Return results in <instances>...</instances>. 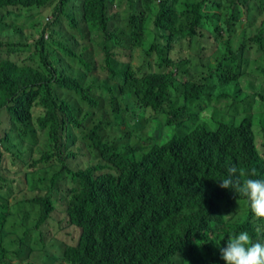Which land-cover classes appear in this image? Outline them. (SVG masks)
I'll return each mask as SVG.
<instances>
[{"label": "trees", "instance_id": "1", "mask_svg": "<svg viewBox=\"0 0 264 264\" xmlns=\"http://www.w3.org/2000/svg\"><path fill=\"white\" fill-rule=\"evenodd\" d=\"M113 3L0 0V26L10 14L51 7L46 29L57 42L51 48L41 28L35 60L0 55V264H11L2 237L12 236L6 192L14 182L5 152L14 166L24 164L18 170L28 192L36 190L22 194L39 208L25 232L30 244L20 239L24 253L40 249L51 264H225L219 249L233 234L246 230L264 243V220L217 182L233 166L264 180V144H256L264 138V0H116L122 24ZM55 31L67 34L56 39ZM204 33L216 41L214 62L197 75L192 60L200 55L184 68L171 51ZM118 97L144 109L146 122L132 135L120 130ZM147 123L153 142L138 133ZM33 147L40 157L31 158ZM56 210L63 213L57 233L67 235L43 248L40 227Z\"/></svg>", "mask_w": 264, "mask_h": 264}, {"label": "rangeland", "instance_id": "2", "mask_svg": "<svg viewBox=\"0 0 264 264\" xmlns=\"http://www.w3.org/2000/svg\"><path fill=\"white\" fill-rule=\"evenodd\" d=\"M116 0H114V3L112 4L111 11H116L118 10L120 13V19L119 23L122 24L123 20L122 19V10H119L118 7H116L115 4ZM51 7L45 12L40 11V12H32L28 13V16L26 15L25 12L19 14V15H14L10 14L4 18V26H0V42L3 44L2 48L0 49V55L6 56L8 58H15L16 60H35L34 57V48L36 47L35 42L36 39L39 36V30L41 28H44V39L45 40H51L52 43H50V47L54 48L53 43H57L56 41H52V37H50L48 29H46L47 23L50 21L51 18ZM37 22H40L41 24L38 25ZM32 23V24H31ZM31 24V25H30ZM13 26L19 27L21 30L18 32H15L13 30ZM206 32V31H205ZM67 34L62 31L54 32L53 38H61L62 35ZM49 35V36H48ZM228 36L227 33H223L221 35L222 39H225ZM219 39V37H218ZM81 42V39H79ZM187 42L184 41L181 44H176L174 45L173 50L171 51V57L174 58L175 60H182V65L185 68L186 66L190 68V63L186 64L185 60L187 59H194L198 58V55L202 58V60H192L197 62L198 69L194 70V74L200 75L202 73L203 75L205 74L204 72L206 71V65L210 62H214L212 58V51L216 47V41L213 39V37L207 33H204V35L198 36V39L194 42ZM198 42V43H197ZM28 44V46L25 48V50L20 51L21 49H17V44ZM10 46L14 49L12 52H6L5 48H10ZM16 46V47H15ZM93 46L96 48V45L93 44ZM205 46V48L203 47ZM58 48V47H57ZM92 45L89 46L90 52L87 53L89 57L93 56L97 61V64H100V54H97L95 49H92ZM78 53V52H77ZM59 56H63L62 53H58ZM137 53H134L133 57L130 59V62L132 63L133 66H137L139 64V61L142 60L141 57H137ZM125 60V57H122ZM209 60H206V59ZM69 59V58H65ZM71 61V60H65V62ZM197 68V67H196ZM95 75L100 76L101 74L104 73L102 68H97L96 71L94 72ZM118 102H119V111H123L124 116L122 117L125 119L126 125H121L120 130L122 131H130V135H132L133 132L140 126H143L144 123V115H143V108L141 106H138L135 103V99L130 97V100L128 98H121L118 97ZM127 102L131 105L134 106V111H130L127 109ZM200 103H203V100L200 101ZM103 105V103H102ZM101 105V106H102ZM194 108V107H193ZM99 114L98 111H96V114L93 116V118L97 117ZM108 121H112V117H108ZM127 126V127H126ZM148 126H150L148 123L146 124V127L144 130L138 132L141 135V138L143 139L141 141L145 140H150V142H153V139L150 138L149 132L148 131ZM110 129H113L112 127H108L106 129L107 133H109ZM75 134L77 135V140L79 141L81 139V133L76 130ZM149 137V138H148ZM261 136L257 137V147L260 148L261 144H264V138H260ZM109 141H113L111 136H108ZM133 139H136L133 136ZM138 140V139H137ZM19 142V141H17ZM25 143V142H24ZM118 146L124 145V142H116ZM19 146L21 149L28 150L29 145L27 143L23 144V142L19 143ZM8 152H5L4 158L5 160L3 161L4 165L7 167V173L10 178L14 179V182L10 180L9 182V188L8 191L6 192V196L8 198L9 204H10V209L12 212H10V215L7 219L8 221V226H9V232H11L12 236L6 235V233H3V239L5 242V246L7 248V252L10 257V263H17V264H25L27 261L28 262H33L35 264H51L47 260H43L42 257H39L40 255H43L42 250H33V249H28L27 253H24V244L20 242V239L23 236H26L25 242L30 244L32 235L30 233L25 235V232L29 226H32L34 224L35 218L37 216L38 212V205H35L28 202L26 199L22 198V194H25V196H33L31 191L28 192V190L25 187V179L22 176L21 172L18 170L19 168L25 167L24 164H22L20 161H18V167L14 166L10 160H13V158H8ZM31 158H38L40 157V153H37L34 150L31 151L30 153ZM23 158V157H22ZM28 161H30V159ZM34 166V168L38 167ZM31 169V168H30ZM44 174V180L47 182L48 177L51 175L50 171H48V168H46L43 171ZM22 180V182H21ZM0 190L4 192L3 188L0 187ZM42 194V192H39ZM240 210V209H239ZM238 210V215L240 214ZM19 214V216H18ZM63 218V213L61 211H55L54 215H51L45 222L44 224L41 225L40 230L43 234V238L45 239L43 242V248L47 247L49 248V242L51 243L50 238L55 235L58 236V238L63 240L62 236H66L67 233L65 231L63 232H58L59 230V225L60 219ZM19 220V221H18ZM65 226L67 225V222H65ZM32 228V227H30ZM8 230V227L6 228L5 231ZM68 230L70 231L71 228L69 227ZM67 241V240H65ZM33 245V244H32ZM20 253H15L16 251H19ZM54 252L53 247H50L49 250ZM28 259V260H27Z\"/></svg>", "mask_w": 264, "mask_h": 264}, {"label": "clouds", "instance_id": "3", "mask_svg": "<svg viewBox=\"0 0 264 264\" xmlns=\"http://www.w3.org/2000/svg\"><path fill=\"white\" fill-rule=\"evenodd\" d=\"M228 173L226 178L217 181L218 186L239 192L246 197L251 213L256 218L264 220V180L251 178L256 175L255 169L246 174L233 166L228 169ZM246 175L248 178H244ZM219 243H216L217 246ZM219 251L225 264H264V243L254 241L246 230L233 234L227 240L226 246L221 247Z\"/></svg>", "mask_w": 264, "mask_h": 264}]
</instances>
